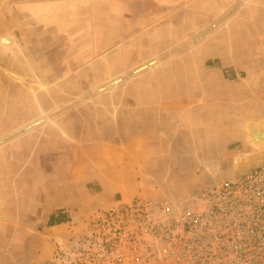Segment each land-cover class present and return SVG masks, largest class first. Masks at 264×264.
I'll list each match as a JSON object with an SVG mask.
<instances>
[{
  "label": "rangeland",
  "instance_id": "rangeland-1",
  "mask_svg": "<svg viewBox=\"0 0 264 264\" xmlns=\"http://www.w3.org/2000/svg\"><path fill=\"white\" fill-rule=\"evenodd\" d=\"M228 3L218 0V10ZM2 7L0 0V264H113L110 259L125 236L120 241L108 232L106 242L111 243L105 242L95 217L106 209L88 216L73 244L37 231L47 225L56 182L65 187L66 177L54 175H69L96 158L94 145L104 148L146 132L158 153L165 145L164 156L155 154L151 163L156 197L175 198L229 178L210 176L211 169L229 168V104H223L222 96L219 106L209 104L211 84L223 86L229 79V27L224 21L196 40L190 33L168 30L150 37L143 31L134 36V50L130 35H123L118 48L72 66L61 60L65 49L57 47L63 45L62 36L39 32L30 19L23 21L27 33L20 34L3 18ZM148 58V66L135 70ZM163 88L194 94L196 105L200 95H207L208 104L163 112L161 98L146 106L131 97L146 90L161 94ZM37 118L41 121L33 125ZM112 240L119 242L117 249ZM41 247H48V256L36 257Z\"/></svg>",
  "mask_w": 264,
  "mask_h": 264
},
{
  "label": "crops",
  "instance_id": "crops-1",
  "mask_svg": "<svg viewBox=\"0 0 264 264\" xmlns=\"http://www.w3.org/2000/svg\"><path fill=\"white\" fill-rule=\"evenodd\" d=\"M217 1L1 0L3 18L8 19L20 34L27 33L23 21L30 19L39 32L62 36L63 45L57 48L65 49L61 60L72 66L83 65L86 56L91 54L111 51L122 44L123 35H130L129 45L134 50L137 46L134 36L143 31L150 37L168 30L180 35L190 33L196 40L197 35L212 31L216 24L224 21L229 27V79L223 86L211 84L210 88H213L209 94V104L217 102L219 106V96L225 97L223 104H229V168L210 171L211 179H221L250 169L254 161L264 156V146L252 143L246 129L247 122L264 120V0H226L229 3L220 10ZM208 17L212 19L207 21ZM32 44L29 39V47ZM181 45L179 43L178 47ZM149 62V58L139 62L135 70L148 66ZM174 92L163 88L161 94L158 90L151 94L146 90L141 95L132 93L131 97L145 102L146 106L161 98L163 112L176 107L195 110L197 106L208 104L203 99H207V95H200L196 105L197 101L191 102L194 94ZM175 99L179 104L172 102ZM188 114L183 113L185 117ZM40 121L41 118L35 119L33 125ZM150 136L147 132L132 133L129 140L109 143L105 149L102 145H94L96 158L83 161L80 169L69 175L60 172L54 175L66 177V182L65 187L60 185L61 181L56 182L58 194L52 200L48 218L50 215L62 216L64 220L44 224L37 230L39 236L49 235L55 242L73 244L81 234L78 230L83 231L91 214L117 207L131 198L149 197L158 192L153 186L151 163L155 154L164 156L166 147L162 145L158 153ZM236 160L240 163L237 167ZM86 162L90 163L85 165ZM47 248L41 247L36 257L48 256Z\"/></svg>",
  "mask_w": 264,
  "mask_h": 264
},
{
  "label": "built area",
  "instance_id": "built-area-1",
  "mask_svg": "<svg viewBox=\"0 0 264 264\" xmlns=\"http://www.w3.org/2000/svg\"><path fill=\"white\" fill-rule=\"evenodd\" d=\"M95 218L104 238L125 236L113 264H264V163L175 198L135 197Z\"/></svg>",
  "mask_w": 264,
  "mask_h": 264
},
{
  "label": "water",
  "instance_id": "water-1",
  "mask_svg": "<svg viewBox=\"0 0 264 264\" xmlns=\"http://www.w3.org/2000/svg\"><path fill=\"white\" fill-rule=\"evenodd\" d=\"M6 36H9V35H6ZM2 37H4V36H2ZM0 41H1V39H0ZM8 43L12 45V42L11 43L8 42ZM253 124H255V128H251V130H247L248 131V137H249V139L251 140L252 143H253V141H255L254 138H253V136H251V134H252L253 131L259 132V135L262 138L264 137V134L261 133L264 130V120H260V121L254 122ZM262 163H264V156L261 157V158H259L256 161H254L253 166H258V165H261Z\"/></svg>",
  "mask_w": 264,
  "mask_h": 264
},
{
  "label": "bare ground",
  "instance_id": "bare-ground-1",
  "mask_svg": "<svg viewBox=\"0 0 264 264\" xmlns=\"http://www.w3.org/2000/svg\"><path fill=\"white\" fill-rule=\"evenodd\" d=\"M4 39V41H6L7 40V38H3ZM248 124V123H247ZM262 134H264V130L261 132ZM251 136H253V138H254V140L255 141H253V143L255 144V145H263L264 146V137L262 138L260 135H259V132H255V131H253L252 132V134H251ZM262 148V147H261ZM239 162L238 161H236V167L237 166H239ZM238 169V168H237Z\"/></svg>",
  "mask_w": 264,
  "mask_h": 264
},
{
  "label": "trees",
  "instance_id": "trees-1",
  "mask_svg": "<svg viewBox=\"0 0 264 264\" xmlns=\"http://www.w3.org/2000/svg\"><path fill=\"white\" fill-rule=\"evenodd\" d=\"M63 220H64V218L62 216H53V215H50L49 218H48L47 224L48 225H52V224L61 222Z\"/></svg>",
  "mask_w": 264,
  "mask_h": 264
},
{
  "label": "flooded vegetation",
  "instance_id": "flooded-vegetation-1",
  "mask_svg": "<svg viewBox=\"0 0 264 264\" xmlns=\"http://www.w3.org/2000/svg\"><path fill=\"white\" fill-rule=\"evenodd\" d=\"M255 121L251 120L247 122L248 124L246 125L247 130H251V128H255V124H253Z\"/></svg>",
  "mask_w": 264,
  "mask_h": 264
}]
</instances>
